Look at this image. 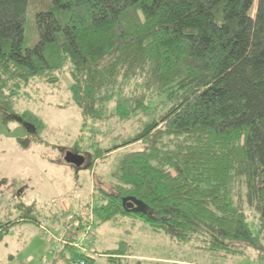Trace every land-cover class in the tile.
Wrapping results in <instances>:
<instances>
[{"label":"trees","instance_id":"obj_1","mask_svg":"<svg viewBox=\"0 0 264 264\" xmlns=\"http://www.w3.org/2000/svg\"><path fill=\"white\" fill-rule=\"evenodd\" d=\"M64 72L80 131L111 119L138 124L89 154L91 163L114 157L115 167L93 183L95 224L136 216L178 245L261 255L264 0H0V120L24 128L20 146L45 142V123L15 102L34 79L59 88ZM137 142L144 147L128 149ZM88 204L73 214L83 219ZM18 211L0 222V237L46 216L36 202ZM130 247L121 240L101 255L114 264ZM57 253L94 264L98 252Z\"/></svg>","mask_w":264,"mask_h":264},{"label":"rangeland","instance_id":"obj_2","mask_svg":"<svg viewBox=\"0 0 264 264\" xmlns=\"http://www.w3.org/2000/svg\"><path fill=\"white\" fill-rule=\"evenodd\" d=\"M254 11L255 4L252 14ZM60 77L63 82L59 88L34 79L26 89L28 96L14 105L18 112L29 110L43 119L45 128L39 135L46 143L20 146L16 138L25 136L24 128L16 122L3 124L0 120V222L14 218L20 205L36 202L46 212L41 222L47 221L46 228L52 234L60 231L62 221L75 218L73 213L85 201L94 204L95 196L91 193L94 181L110 179L115 168L114 157L91 163L89 154L95 144L103 148L115 137L131 135L138 127L137 121L111 119L105 124L87 123L80 131L82 116L67 90L70 78L65 72ZM143 147L137 142L128 149ZM67 151L83 155L84 163L79 167L67 164L63 159ZM103 186L111 189L106 184ZM87 206L89 209L90 204ZM246 214L249 226L255 228L254 213L246 208ZM93 232L90 247L91 251L98 252L94 254V264H107L108 255L101 252L115 248L121 240L130 243L129 255L112 256L114 264H259L264 261L261 260L264 251L261 255L253 249L234 254L212 252L199 248L197 241L178 245L136 216H119L114 222L97 223ZM53 245L38 224L15 223L0 237V264H73L62 260L57 252L51 254Z\"/></svg>","mask_w":264,"mask_h":264},{"label":"built area","instance_id":"obj_3","mask_svg":"<svg viewBox=\"0 0 264 264\" xmlns=\"http://www.w3.org/2000/svg\"><path fill=\"white\" fill-rule=\"evenodd\" d=\"M94 204L90 203V207L86 214L85 219L82 221L77 216L75 218H67L66 221L60 223V231L56 234H52L49 229L46 228V220L40 222L38 225L42 227L48 234V238L52 239L54 245L50 249V253L54 254L59 246L72 247L80 253H88L91 250L90 243L94 240L93 228L96 223V216L93 212ZM84 218V216H83ZM80 231L82 235L79 236ZM73 264H85L83 259L73 262ZM264 264V262H259Z\"/></svg>","mask_w":264,"mask_h":264},{"label":"water","instance_id":"obj_4","mask_svg":"<svg viewBox=\"0 0 264 264\" xmlns=\"http://www.w3.org/2000/svg\"><path fill=\"white\" fill-rule=\"evenodd\" d=\"M64 161L67 163V164H71V165H74L76 167H79L81 166L84 161H85V157L81 154H76V153H73L71 151H67L65 154H64V157H63ZM126 199H123V202L126 203ZM127 208L129 210H136L138 208H144V206L142 205H139V203L137 201H128L127 203ZM135 205H138L137 208H134Z\"/></svg>","mask_w":264,"mask_h":264},{"label":"crops","instance_id":"obj_5","mask_svg":"<svg viewBox=\"0 0 264 264\" xmlns=\"http://www.w3.org/2000/svg\"><path fill=\"white\" fill-rule=\"evenodd\" d=\"M92 189H91V191L93 190V183H92V187H91ZM92 193V192H91ZM91 250H92V248H91Z\"/></svg>","mask_w":264,"mask_h":264}]
</instances>
